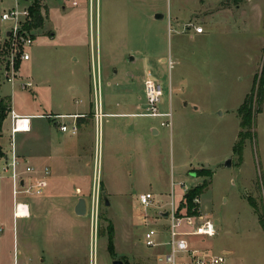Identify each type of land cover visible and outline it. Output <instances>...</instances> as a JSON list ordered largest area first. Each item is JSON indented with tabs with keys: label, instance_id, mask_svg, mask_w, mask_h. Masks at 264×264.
Returning <instances> with one entry per match:
<instances>
[{
	"label": "rangeland",
	"instance_id": "rangeland-1",
	"mask_svg": "<svg viewBox=\"0 0 264 264\" xmlns=\"http://www.w3.org/2000/svg\"><path fill=\"white\" fill-rule=\"evenodd\" d=\"M16 1L0 0V96L12 98L13 111L52 115L62 104L83 109L91 102L94 116L97 105L108 102L111 84L118 92L130 91L133 106L140 107L133 112L140 115L131 118L130 156L126 148L118 150L120 157L112 164L106 156L107 118H102L101 135L96 121L83 135L93 149L92 168L99 144L104 150L99 171L108 191L95 187L96 166L92 188L48 187L44 196L58 201L56 209L35 214L39 198L18 195L15 200L11 171L2 174L0 264H112L116 259L158 264L157 257L167 251L168 233L162 230L164 221L154 223L155 215L168 208L172 193L179 211L188 213L184 196L204 182L208 188L194 203L213 221L217 234L192 237L191 244L212 255L230 252L226 264H264V231L249 204L255 202L264 218V105L254 107L242 159L233 152L241 132L238 109L264 73V0H19L23 11L38 3L44 23L28 29L31 15L21 17L15 34L14 21L1 16ZM190 24L201 25L204 35L189 30ZM29 38L33 42L27 46ZM25 53L32 59L20 68ZM19 69L23 79H18ZM149 75L162 84L160 110L172 111L171 128L161 125L162 118L145 114ZM30 80L35 86L23 89ZM76 84L82 91L73 89ZM112 101L125 97L116 93ZM11 117L0 137L10 155L16 147L33 145L29 134L12 136ZM33 122L45 136L47 119ZM151 123L161 131L153 141ZM116 136L121 139L122 132ZM4 157L3 152L0 160ZM147 192L157 204L144 210L139 196ZM78 198L86 199L85 216L73 212ZM16 202L30 205V219L14 217ZM147 231L155 234L157 247L146 246Z\"/></svg>",
	"mask_w": 264,
	"mask_h": 264
},
{
	"label": "crops",
	"instance_id": "crops-1",
	"mask_svg": "<svg viewBox=\"0 0 264 264\" xmlns=\"http://www.w3.org/2000/svg\"><path fill=\"white\" fill-rule=\"evenodd\" d=\"M19 0L15 2V5L10 8H16L19 7ZM78 6V5H73ZM63 11L67 10V6L62 7ZM2 19V16H1ZM201 26V25H196ZM204 29V28H203ZM193 30V29H191ZM194 31V30H193ZM192 31V32H193ZM195 33V32H194ZM205 29L203 33L198 35H204ZM194 34H191L193 36ZM55 36V34H54ZM1 38H0V44H1ZM32 57L30 56V60L24 61L20 68L27 62H30ZM164 59H161L163 61ZM77 61V59H76ZM18 79H23L24 74H22L21 70L19 69L18 73ZM77 82V81H76ZM27 83H31L33 88L35 86V82L32 80L28 81ZM2 85H0L1 87ZM73 89L82 91V87L79 86V84H76ZM112 89V90H111ZM76 91V92H78ZM107 96H109L108 102L102 103V107L100 105L98 106V109L100 108L103 119L104 117L107 118V124L109 125V133L107 135L108 140V147H107V155L110 159V163L115 161L120 157L118 150L127 149V155L130 156V149H131V118L133 117H139L140 114L134 113L133 110L140 109L138 106H133V101H131V94L130 91L127 90L126 92H118L117 90H114L112 88V85L110 84L108 89L106 90ZM118 93V95H123L125 97L124 102H114L112 101L113 94ZM10 97L8 95L0 96V99ZM171 97V96H170ZM11 98V97H10ZM172 98V97H171ZM146 103V102H145ZM81 106L77 108H70L66 106L65 104L60 105L58 107V111L53 112L52 115H44V114H24V113H18L13 111V105H12V98H11V122L13 126L14 118L17 116L27 117L31 119V130L29 132H21L29 134L30 138H32L33 145L27 146V147H21V148H15L11 153L9 154L8 151H6L0 140V145L2 147V151L5 154L4 159H12L17 158L20 160V164L17 167V171L19 173L24 172L25 165L24 162L28 163L29 166L33 167L35 171L42 172L45 169L50 170V176L48 178L49 182V188L50 190H77V189H90L92 188L93 178L92 173L96 171L97 164H100L101 154L104 150L101 146V153L98 155V162L96 159H94V168H92V160H93V149L91 148V144L89 141H87L83 135H89L90 131L93 129V125L95 124V109L93 107V103L86 104L84 107ZM199 106H195L196 110H199ZM106 111V112H105ZM172 112V111H171ZM9 113V114H10ZM92 113V115H91ZM162 118L161 123L166 120V115L169 112H162ZM8 114V115H9ZM44 120L47 119V126H46V135L42 136L41 128L38 124H34L33 120ZM65 119L63 122H59L57 120ZM5 122V121H4ZM97 123V122H96ZM63 124H71L76 125L77 132L74 134L71 131V128L68 129V131L63 132L61 130V126ZM150 131L153 138L158 137L161 133L160 129L156 124L151 123L150 124ZM4 128V123H3ZM3 132V131H2ZM119 132H122V138L118 140L117 136ZM12 133V129H11ZM18 134V133H17ZM3 135V133H2ZM1 135V136H2ZM16 135V134H14ZM13 136V134H12ZM41 136L44 138L41 139ZM104 136V135H103ZM124 151V150H122ZM12 156V158H10ZM8 157V158H7ZM93 169V170H92ZM26 178L31 177L32 175L24 174L23 175ZM12 186L13 190L17 186V181H14L12 178ZM95 184V182H94ZM100 186L102 188H105L108 191V185L105 184L104 180L100 176ZM26 196V195H25ZM15 200L17 199V196H15ZM39 198V200L34 203V213L35 214H41L46 211H50L51 206L52 210L56 209L57 202L53 199H47L44 195L42 196H34ZM81 198H78L76 200V203L73 207V212L75 215V208ZM85 199V198H84ZM86 200V199H85ZM17 203H26L27 202H16L13 204L14 211L13 215L16 219H30L32 217L31 208L29 207V217L27 218H19L15 215V207ZM61 210V209H58ZM53 212V211H52ZM61 212V211H60ZM78 216V215H77ZM224 254L228 255L230 252L224 251Z\"/></svg>",
	"mask_w": 264,
	"mask_h": 264
},
{
	"label": "built area",
	"instance_id": "built-area-1",
	"mask_svg": "<svg viewBox=\"0 0 264 264\" xmlns=\"http://www.w3.org/2000/svg\"><path fill=\"white\" fill-rule=\"evenodd\" d=\"M76 5V4H74ZM30 12L28 10L23 11L18 7L11 9L9 12L2 14V20H13L14 25L10 26L14 28L15 34L19 30V23L21 17H29ZM193 29L196 34L203 33L204 29L202 26H196L190 24L189 30ZM32 39L25 41L27 46L32 45ZM24 61L30 60V54L25 53L22 56ZM13 78L9 79V82H13ZM31 83L22 84V88H31ZM144 93H145V114L151 117H161L162 113L160 110V105L163 101L164 90L162 84L149 75L144 81ZM96 122L99 130V135H101L102 126V112L99 109L96 110ZM166 120H164L161 125L163 127H172V113L169 112L166 115ZM63 132L71 131L75 134L77 132L76 125L63 124L61 127ZM31 130V119L27 117L17 116L14 118L12 126V134H17L21 132H29ZM13 145V141L11 142ZM14 146V145H13ZM101 153V145L97 147V155ZM100 156V155H99ZM20 160L17 158L0 160V178L3 173H9L11 171V178L17 181V186L14 189V195H27V196H42L48 189L49 182L48 178L50 176V170L45 169L42 172H37L33 167L29 166L28 163L24 162L25 169L24 172L19 173L17 167L20 164ZM100 165L97 164V173L95 177V187L100 184ZM24 174L32 175L29 178L24 177ZM24 182V185H22ZM184 186V185H182ZM172 200L168 208L159 210L155 215V224L164 221L165 224L162 226V230L168 233V240L164 243L167 246V251L157 257L158 264H226V254H208L202 249L195 247L191 244L190 238L196 236H202L207 238H213L217 232L213 221L199 213H182L178 209V204L174 201V194L172 193ZM139 202L144 208V210L150 208L152 205L157 204L155 202V195L151 192L141 194L139 196ZM195 202L198 203L199 200L196 198ZM99 206V193L94 195L91 204V210L93 213L98 210ZM168 213L167 218H163L161 213ZM15 215L19 218L29 217V207L26 203H17L15 207ZM148 216V215H147ZM146 221V226L148 224L149 216L144 218ZM146 246L150 248H155L158 246V240L155 234L151 231H147L145 234Z\"/></svg>",
	"mask_w": 264,
	"mask_h": 264
},
{
	"label": "trees",
	"instance_id": "trees-1",
	"mask_svg": "<svg viewBox=\"0 0 264 264\" xmlns=\"http://www.w3.org/2000/svg\"><path fill=\"white\" fill-rule=\"evenodd\" d=\"M31 21L28 23V29H38L41 28L44 23V17L42 15L41 7L38 3L31 6L30 9ZM18 68V66H17ZM255 83L257 84L256 90L246 98L244 103L238 109V116L241 120L240 127L241 132L239 133V140L234 146L233 152L240 159L243 157L244 144L247 138L251 137V129L253 125L254 118V107L259 104V106L264 105V73L258 78L256 77ZM11 112V98H2L0 99V137L3 131V123L6 120L8 114ZM3 155L2 147L0 145V156ZM203 176V175H200ZM206 176V174H204ZM208 188V183L204 182L201 185H197L194 188L190 189L187 194L184 196V206L188 210V214L197 213L198 205L194 203V200L197 197H200L203 192ZM249 204L255 210L256 214L259 217V223L264 231V218L259 214L258 206L255 202L249 200ZM183 206V207H184ZM109 245L111 251L113 250V238L112 234L109 240Z\"/></svg>",
	"mask_w": 264,
	"mask_h": 264
},
{
	"label": "water",
	"instance_id": "water-1",
	"mask_svg": "<svg viewBox=\"0 0 264 264\" xmlns=\"http://www.w3.org/2000/svg\"><path fill=\"white\" fill-rule=\"evenodd\" d=\"M27 1V0H26ZM156 18H163V16L161 15H156ZM228 166H231V162L228 163ZM22 185H24V182H22ZM104 201H105V204L106 206H109L110 203H109V200L107 199V197L105 196L104 197ZM75 213L78 215V216H85L87 214V202L84 198H81L75 208ZM161 216L163 218H167L168 217V213H161ZM112 264H125L124 261L122 260H119V259H116L112 262Z\"/></svg>",
	"mask_w": 264,
	"mask_h": 264
}]
</instances>
